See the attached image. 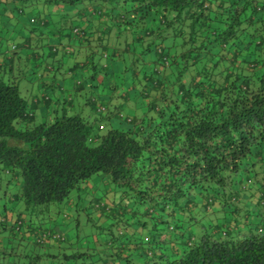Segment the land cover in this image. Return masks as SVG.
Segmentation results:
<instances>
[{
  "label": "trees",
  "instance_id": "obj_1",
  "mask_svg": "<svg viewBox=\"0 0 264 264\" xmlns=\"http://www.w3.org/2000/svg\"><path fill=\"white\" fill-rule=\"evenodd\" d=\"M44 6L104 12L106 38L128 29L142 43L136 54L125 48L132 62L120 76L142 79L126 98L135 97L132 112L19 91L21 49L31 44L16 51L8 40ZM0 8V199L13 181L25 209L58 203L101 172L126 201L100 211L121 225L97 239L120 264H264V0H0ZM65 28V37L79 34ZM102 36L94 39L105 49Z\"/></svg>",
  "mask_w": 264,
  "mask_h": 264
},
{
  "label": "crops",
  "instance_id": "obj_2",
  "mask_svg": "<svg viewBox=\"0 0 264 264\" xmlns=\"http://www.w3.org/2000/svg\"><path fill=\"white\" fill-rule=\"evenodd\" d=\"M5 9H3V13H10V8L7 6H3ZM2 9L0 8V11ZM85 11H89V9H85ZM32 12V11H31ZM29 12L27 14H30V18L28 19L29 24H40L39 21H37L38 18L42 17L41 20L44 22L43 26L47 24V21L49 23V19L51 15L59 16L60 14H63L62 16H70V18L77 22V20L82 21L81 26L79 24H73L74 28L76 27L79 31V34L76 33H70L68 36L65 37L63 34V41L58 40L57 44L58 46H61V49H64L65 54L67 55V58H63L64 55L59 56L57 54H45L43 53L44 46H49L47 44L44 38V30L51 31L50 27L47 29L42 30L43 28H40L42 30L41 32H38V29L32 28V25H26L24 27H21L22 30H19L15 35H12V37L8 40V45L10 44V48L15 47L16 51L18 49V45L20 43H23L26 45V42L29 39V42L32 41L29 44H31L29 49H21L26 55L27 58L25 59L26 64L28 61H31V70L36 74L39 79L41 77H46V75H49L52 79L51 84H46L42 81V79L39 80L36 89L33 90L32 93L29 94L32 95H41L45 94L44 91L48 89H53V86H57V90H54V97L51 99V104H54V100L57 98L59 101L67 102V98L65 95H70L71 92H74L78 94V96L81 97V94L83 92H86V90L90 92H98V93H108L107 96L110 97V102L112 105L106 106L108 110L115 109L116 107L123 106V113L127 114L128 112H132L131 109L126 108L125 103L128 101L126 98L130 93L133 92V90L138 87V85L142 84L143 82L140 79V76H136V78L132 81V79H121L120 76L127 75L125 73V70H128L127 65L132 62V60L129 59L131 57L130 51H126L125 48H128L129 50L134 49V53H138L141 51L142 43L140 42H132L131 34L128 29L125 31L124 40L122 37L116 39L114 37V31H111L107 35V38L104 35L106 29L108 28L107 25L110 24V21L108 18L106 19L102 12V14L98 16H92L89 15V17L83 18L85 14L83 15H76V10H74L71 7L67 6H56V7H42L39 12H36L32 15V13ZM25 21L27 22V17L25 18ZM72 24V23H71ZM41 25V24H40ZM39 29V30H40ZM30 30V31H29ZM84 33L85 35L88 34V41L83 40L84 37H81V34ZM103 35V36H102ZM104 37L105 43H107L108 47L111 48V52L114 51L117 54H113L112 60H110V66L113 64V66L110 68V74H107V72L104 69H100L98 64V58L96 56L92 57L91 54L96 50H102V46L95 41L94 38L97 37ZM59 38V37H58ZM60 41V43H59ZM125 43H127L125 45ZM63 44V45H62ZM133 45V47H131ZM125 46V47H124ZM118 48L124 49L120 52ZM36 51L38 52V55L35 54ZM31 53V54H30ZM41 53V54H40ZM76 54V56L80 57L81 60H79V63L74 60L73 55ZM35 55V56H34ZM45 56V57H44ZM68 56H72L73 60H68ZM89 56V57H88ZM126 56V57H125ZM125 58V59H123ZM97 60V62H96ZM146 60H150V57L146 56ZM73 61V62H72ZM124 61V62H123ZM57 65V67H66V73L71 74L73 73V69H78L81 73V81H75L72 82V79L69 78L70 84L67 85H60L59 82L54 83V73H53V66ZM121 69H119V67ZM152 66L151 64L144 65V70H149ZM42 67V68H41ZM105 68V67H104ZM60 70V68H58ZM36 70V71H34ZM138 71V70H136ZM59 72V71H58ZM102 72V73H101ZM118 72V73H116ZM124 73V74H122ZM79 82V83H78ZM125 84H124V83ZM119 84V85H118ZM111 93V95H110ZM97 94V93H96ZM82 98V97H81ZM90 96L85 97L84 99H89ZM127 100V101H125ZM85 109H82L83 111H86L88 108V105L84 106ZM12 183H9L7 186V193H4L5 198L2 197L0 199V264H9L10 262L12 264H30L32 261V257L28 254L30 252L31 254H34V245L35 244H42L43 247H46L47 249H54V250H60L62 247V242L66 240L63 239L61 241L62 237L60 238V234L56 231L51 232V229L47 230L46 234V240L43 241V243H36L35 240L32 238L35 237L38 238L37 230L41 228V225H34L33 222H30L29 219L25 221L24 216L21 217V213L18 212L17 206L18 202L13 200V196L11 195V187ZM86 184V183H84ZM110 210V209H109ZM97 222L100 223V226L102 224H105L108 222V218L106 219L101 215L97 214L96 216ZM22 225L23 230H20V226ZM120 231V230H119ZM123 232H130V229L122 230ZM34 238V239H35ZM22 241H25L30 246V251L25 252L24 246L21 247L20 244ZM94 244L92 248H86L81 251L82 244L78 243L76 244L79 248L73 249L72 246L75 245V242L72 243L71 241H66V245L68 248H70L71 254L68 256L67 254L62 255L63 261H71L74 259H83L85 255H88L89 251L92 250L97 253L99 263L97 264H120L118 260H114V257H110L107 255L109 245L103 244V240L99 241L96 238L94 239ZM14 244L17 245L14 247ZM21 247V248H20ZM99 248V249H97ZM96 250V251H95ZM81 254L79 256L78 254ZM51 256L52 253L50 252ZM49 254V255H50ZM35 258L38 257V255H34ZM68 256V257H67ZM25 258V262H23L21 259ZM21 262V263H20Z\"/></svg>",
  "mask_w": 264,
  "mask_h": 264
},
{
  "label": "rangeland",
  "instance_id": "obj_3",
  "mask_svg": "<svg viewBox=\"0 0 264 264\" xmlns=\"http://www.w3.org/2000/svg\"><path fill=\"white\" fill-rule=\"evenodd\" d=\"M35 10V9H34ZM32 15L36 13V11L31 12ZM63 14H60L59 16L51 15L49 19V23L47 21V24L43 25H36L35 27L47 29L50 27L51 31L44 30V38L47 44L54 46L57 48L54 51H50L49 53L57 54L59 56H63V58H67V55L64 52V49H61V46L57 44L58 37H60V41H63V33L67 30L65 28L67 25H73V24H79L81 26L80 19L74 21L70 18V16H62ZM28 19L31 17L30 14H25L22 16V20H20V23L22 25H28L25 21V18ZM89 15L84 16L83 18H88ZM41 18V17H40ZM39 19V18H38ZM37 19V21H38ZM72 23V24H71ZM33 25V24H31ZM62 36V37H61ZM88 36V34L86 35ZM31 44L33 43L30 41ZM63 45V44H62ZM49 46H44L43 53L47 52V49ZM168 49H166L167 51ZM110 52L111 48L106 47L105 49H100L94 51L91 56L98 58V64L99 67H102L107 74H110V68L113 66L111 64L110 66ZM148 57L153 55H147ZM45 57V56H44ZM74 60H76L79 63V60H81L80 57L76 56V54L73 55ZM89 57V56H88ZM68 60H73L72 56H68ZM31 61H28V63L22 67L25 68V72L18 75V88L19 91L25 96L26 99L29 100V94L33 92L34 89H36V86L40 79L46 84H51V81L53 80L49 75H46V77H39L36 76V74L31 70ZM73 62V61H72ZM97 62V60H96ZM54 65V64H53ZM62 67H57V65L53 66V73L54 75V83L59 82L60 85H67L70 84V79H72V82L75 81H81V73L79 72V68L73 69V73L67 74L66 73V67L64 64H62ZM105 67V68H104ZM119 67V66H118ZM42 68V67H41ZM60 68V70L58 69ZM119 69H121L119 67ZM23 70V69H22ZM36 71V70H34ZM59 71V72H58ZM102 73V72H101ZM118 73V72H116ZM52 79V80H51ZM67 82V83H66ZM124 83V82H123ZM125 84V83H124ZM49 88V87H48ZM46 89L44 91L45 95L49 96L51 99L54 97V90H57V86H53V89ZM97 93V94H96ZM90 92L89 90L86 92H83L80 96H74L73 92L70 93V95H65L67 99H72V103L77 106L76 98L79 102H83V99L85 97L90 96V98L94 99V105L98 107L99 105L108 106L112 105L110 102V97L107 96L108 93H98V92ZM111 95V93H110ZM137 98V96H136ZM134 101L135 97L133 96ZM132 99L128 100L125 105L126 108L131 109L133 108L132 103L134 102ZM137 103V102H136ZM85 106V105H84ZM83 105L77 108L80 110L85 109ZM108 109V108H107ZM105 111H103L104 113ZM122 126H125L123 122H121ZM12 192V189H11ZM125 198L121 196L119 189L115 188L113 184L110 182V179L108 176L104 175L101 172L92 174L86 181V184H80L79 188L72 189L67 198L62 200L61 202H51L48 204H39V205H33L30 207H27L25 209L23 203L21 201L18 202L17 210L20 211L21 217L24 216L25 221L27 219L30 220V222H33L34 225H41V228L37 230L38 234V241L35 237L32 239L36 241V243H43L46 239L47 230L49 228L51 229V232L56 231L60 235V238L62 237L61 241L66 238L64 242H62V247L60 250H54V249H47L46 247H43L42 244H35L34 245V254H31L28 252V254L32 257V261L30 264H97L99 263L98 255L96 252L90 250L88 255H85L84 258L81 259H74L69 261H63L62 255L67 254L68 256L71 254L70 248L66 245V241H71L72 243L75 242V245L72 246L73 249L79 248L76 244L81 243L82 248L81 251L88 248H92L94 244V239H99L101 237V233L105 232L106 230L109 231V235L117 236L118 235V228H120V223H115L113 218L108 219V222L101 225L97 222L96 216L99 214L102 209L104 211H108V209H113V207H119V205L125 204ZM129 206L130 203H129ZM128 206V207H129ZM241 206V205H239ZM241 208V207H240ZM117 210V209H114ZM118 211V210H117ZM115 212V211H114ZM218 217L217 221L220 219V213H216L214 217ZM213 219V216H210ZM214 223L213 220H210V224L212 225ZM264 223V221H263ZM22 225L20 226V230H23ZM158 227H163L162 225H158ZM231 226H228L230 228ZM197 227L194 225L192 227V230L196 232ZM146 234V231H142V235ZM140 233L136 234L135 239L138 240L140 236ZM35 238V239H34ZM141 242V241H140ZM142 247L146 246V244H141ZM17 245L14 244V247ZM21 247L24 246L23 249H25V252L30 251V246L25 242L22 241L20 244ZM20 247V248H21ZM99 249V248H97ZM96 251V250H95ZM52 253V256L50 254ZM38 255L37 258H35L34 255ZM50 254V255H49ZM134 260L135 257H133ZM23 262H25V258L21 259ZM21 263V262H20ZM9 264H12L11 262Z\"/></svg>",
  "mask_w": 264,
  "mask_h": 264
}]
</instances>
